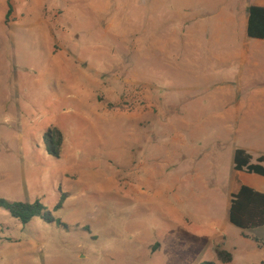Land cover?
I'll return each mask as SVG.
<instances>
[{"label": "rangeland", "instance_id": "rangeland-1", "mask_svg": "<svg viewBox=\"0 0 264 264\" xmlns=\"http://www.w3.org/2000/svg\"><path fill=\"white\" fill-rule=\"evenodd\" d=\"M228 5L0 0V198L55 219L0 209V264H222L216 247L264 262L263 229L228 220L234 135L217 117L239 97L215 98L238 68L204 54L241 41Z\"/></svg>", "mask_w": 264, "mask_h": 264}, {"label": "crops", "instance_id": "crops-1", "mask_svg": "<svg viewBox=\"0 0 264 264\" xmlns=\"http://www.w3.org/2000/svg\"><path fill=\"white\" fill-rule=\"evenodd\" d=\"M218 6L222 5L219 3ZM251 6L264 8V0H229L228 7L233 11L230 20L227 19L228 29L230 27L233 32L230 37L235 38L234 33L238 32L241 41H234L235 43L226 47L207 48L204 54L221 62L223 68L231 70L238 68L237 73H239L235 77V82L231 84L234 88L227 89L223 94L221 93L223 89L219 88L221 94L216 93V96H220L215 99L224 103H228V98L234 95L239 97L235 100L238 105L234 110L223 111L217 117L221 123L217 132L233 134L234 152L238 149L244 150L253 158L252 162L256 163V159L264 157V41L257 40L261 42L257 44L259 46L250 47V42L240 35V22L244 21L246 29L248 10ZM239 14L241 17L238 16ZM235 175L236 183L231 186L230 199L241 186L264 194V177L241 172H235Z\"/></svg>", "mask_w": 264, "mask_h": 264}, {"label": "trees", "instance_id": "trees-1", "mask_svg": "<svg viewBox=\"0 0 264 264\" xmlns=\"http://www.w3.org/2000/svg\"><path fill=\"white\" fill-rule=\"evenodd\" d=\"M12 5L8 3L7 19L12 13ZM246 34L249 39L264 41V8L251 6L248 10V20ZM45 138L51 148L49 152L55 157H58L63 144V135L56 129H49ZM253 158L244 150L238 149L233 156V170L245 174H255L264 177V157L256 159L253 163ZM67 195L61 196L60 201L55 206L54 210H59L63 206V202ZM0 209L6 211L11 218L17 220L22 225H28L36 218L42 219L44 222L51 224L55 222L51 213L45 206L36 201L34 203L9 202L0 198ZM229 223L242 230L253 231L264 228V194L255 191L249 187L241 186L236 194H233L230 199L228 211ZM58 223H60L58 221ZM258 248H264V243L258 239H252ZM217 261L222 264H230L233 261V256L230 252L220 247L214 249ZM213 264V263H202Z\"/></svg>", "mask_w": 264, "mask_h": 264}]
</instances>
